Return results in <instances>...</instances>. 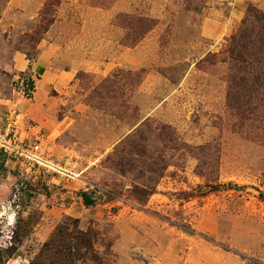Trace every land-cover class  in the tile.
Returning a JSON list of instances; mask_svg holds the SVG:
<instances>
[{"label": "rangeland", "instance_id": "obj_1", "mask_svg": "<svg viewBox=\"0 0 264 264\" xmlns=\"http://www.w3.org/2000/svg\"><path fill=\"white\" fill-rule=\"evenodd\" d=\"M249 4L264 12V0H8L0 245L17 256L7 264H27L65 217L96 232L102 264H264V126L240 127L226 108L222 61ZM46 47L41 90L31 66ZM16 54L29 69L13 67ZM33 146L63 171L16 153ZM216 184L231 187L206 192Z\"/></svg>", "mask_w": 264, "mask_h": 264}, {"label": "trees", "instance_id": "obj_2", "mask_svg": "<svg viewBox=\"0 0 264 264\" xmlns=\"http://www.w3.org/2000/svg\"><path fill=\"white\" fill-rule=\"evenodd\" d=\"M8 0H0V11ZM222 61L228 65L226 78V108L231 111L240 127L264 126V12L249 4L236 31L228 38ZM31 64L28 65V69ZM264 130V127H263ZM207 185L206 192L223 188ZM236 189V186H233ZM148 195V194H147ZM84 206H92L97 199L90 193L80 192ZM264 203L262 193L258 196ZM140 201V200H139ZM96 232L83 229L79 220L65 217L55 228L38 252L27 264H102L96 250ZM14 245H0V264H7L17 256Z\"/></svg>", "mask_w": 264, "mask_h": 264}, {"label": "crops", "instance_id": "obj_3", "mask_svg": "<svg viewBox=\"0 0 264 264\" xmlns=\"http://www.w3.org/2000/svg\"><path fill=\"white\" fill-rule=\"evenodd\" d=\"M56 54V53H54ZM52 56L51 49L49 47H46L41 50L39 53L36 61L31 66V71L34 73L35 77L39 78V87L44 89L47 87L49 81H50V75L48 74V70L50 69L48 66L50 62V57ZM13 67L17 69V71H25L28 69V63L25 61V59L20 55L16 54L13 59ZM64 74H68L65 71H63ZM59 75H57V81H61L63 77H67L65 75H62L61 72H58ZM71 75V74H70Z\"/></svg>", "mask_w": 264, "mask_h": 264}, {"label": "built area", "instance_id": "obj_4", "mask_svg": "<svg viewBox=\"0 0 264 264\" xmlns=\"http://www.w3.org/2000/svg\"><path fill=\"white\" fill-rule=\"evenodd\" d=\"M11 140H6V134H0V149L4 152L11 151ZM16 153H19L26 161L29 163L35 164L38 167L45 168L54 173L62 172L63 169L55 164L53 161H50L43 157L41 152L39 151V146H33L29 149L24 148H16Z\"/></svg>", "mask_w": 264, "mask_h": 264}]
</instances>
